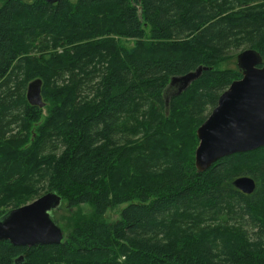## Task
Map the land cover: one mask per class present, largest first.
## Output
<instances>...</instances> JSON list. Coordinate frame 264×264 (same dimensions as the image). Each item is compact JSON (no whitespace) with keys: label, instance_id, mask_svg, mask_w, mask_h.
I'll return each instance as SVG.
<instances>
[{"label":"trees","instance_id":"16d2710c","mask_svg":"<svg viewBox=\"0 0 264 264\" xmlns=\"http://www.w3.org/2000/svg\"><path fill=\"white\" fill-rule=\"evenodd\" d=\"M246 48L264 59V0H0V216L46 192L77 208L59 244L0 241V264H264V146L194 165L197 127L241 77L220 64Z\"/></svg>","mask_w":264,"mask_h":264},{"label":"water","instance_id":"95a60500","mask_svg":"<svg viewBox=\"0 0 264 264\" xmlns=\"http://www.w3.org/2000/svg\"><path fill=\"white\" fill-rule=\"evenodd\" d=\"M44 1L55 3L59 0ZM235 60L241 77L233 80L220 94L216 106L196 129L198 145L194 165L198 172L225 156L264 146V59L256 50L246 48L236 54ZM206 69L198 66L185 74L172 76L165 91L175 87L177 89L170 97L181 94ZM26 99L46 113L41 78L28 83ZM232 184L245 194L255 189V181L249 176L236 177ZM61 202L59 194L46 192L28 203L8 209L0 216V241L26 247L59 244L64 235L53 219L52 211L58 210ZM23 262L24 255L20 254L13 264Z\"/></svg>","mask_w":264,"mask_h":264},{"label":"rangeland","instance_id":"374dc122","mask_svg":"<svg viewBox=\"0 0 264 264\" xmlns=\"http://www.w3.org/2000/svg\"><path fill=\"white\" fill-rule=\"evenodd\" d=\"M71 1H75V0H71ZM122 43L123 44H130L131 41L123 38L122 39ZM235 63H236L235 58L234 59H230L228 61L222 62V64H220V67L221 68H226V67L237 68ZM174 130L175 131L172 132L173 133L172 137L174 136V140L176 142L179 137L177 135H175V134H177V131H179V128L177 127ZM195 134H196V132H195ZM195 137H196V135H195ZM196 139H197V137H196ZM180 140H182V138ZM165 143L168 144V141H166ZM184 144L187 145L186 141L184 142ZM197 145H198V139H197ZM197 145H196V147H197ZM194 152H195V150H194ZM66 203H67L66 200L62 198L60 209L57 212L54 213L55 214V220L57 221V224L61 227L64 237L67 235V233L69 232V230L72 227V223L74 222L75 217H76V216H74V214L76 215V212L74 210L77 209V208H73V209L67 208L66 207ZM123 206L124 205H122V206H120L118 208H114V209L109 210L107 212L106 219L107 220H115V219H117L119 217V209L121 207H123ZM80 208H81L80 211L82 213H90L92 211L91 206L88 205V204H82L80 206Z\"/></svg>","mask_w":264,"mask_h":264},{"label":"flooded vegetation","instance_id":"af4514ba","mask_svg":"<svg viewBox=\"0 0 264 264\" xmlns=\"http://www.w3.org/2000/svg\"><path fill=\"white\" fill-rule=\"evenodd\" d=\"M176 89H177V88L172 87L169 91H167V92L165 91L166 99L169 98L170 95L173 94L174 91H175ZM221 93H222V92H221ZM219 96H220V95H219ZM166 99H165V100H166ZM216 104H217V103H216ZM213 108H214V107H213ZM213 108H212V109H213ZM212 109H211V110H212ZM211 110H210V112H211ZM210 112H209V114H210ZM209 114H208V115H209ZM208 115H207V116H208ZM206 118H207V117H206ZM206 118H205V119H206Z\"/></svg>","mask_w":264,"mask_h":264},{"label":"bare ground","instance_id":"6f19581e","mask_svg":"<svg viewBox=\"0 0 264 264\" xmlns=\"http://www.w3.org/2000/svg\"><path fill=\"white\" fill-rule=\"evenodd\" d=\"M185 90H186V89H185ZM185 90H184V91H185Z\"/></svg>","mask_w":264,"mask_h":264}]
</instances>
